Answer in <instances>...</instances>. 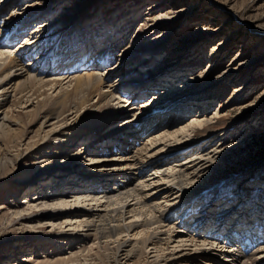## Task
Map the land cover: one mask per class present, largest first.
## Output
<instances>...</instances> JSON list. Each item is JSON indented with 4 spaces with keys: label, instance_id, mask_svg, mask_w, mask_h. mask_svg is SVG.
<instances>
[{
    "label": "rangeland",
    "instance_id": "1",
    "mask_svg": "<svg viewBox=\"0 0 264 264\" xmlns=\"http://www.w3.org/2000/svg\"><path fill=\"white\" fill-rule=\"evenodd\" d=\"M1 8L2 18L6 20L9 18V23L15 21L21 24L23 22L17 21L19 17L24 15L31 17L26 23V30L24 26L23 28L17 26L16 33L12 35L15 41L10 47L18 44L24 45L25 39L27 42H33L31 39L39 38L40 33L46 27V31L68 28L63 35L65 37L69 35L67 38L75 39L70 49L75 48L78 53L75 58L68 56L69 61L65 64L62 62L61 67H58L53 74L50 73L54 77H66L69 72L71 73L72 67L80 62L84 63L86 59L94 62L91 68H96L95 73L106 75L108 64L113 65L119 59L117 57L111 60L108 58L104 59L105 62L102 65L99 64V50L104 51L105 45L101 41L105 37L119 38L117 42L120 46L136 50L134 51L136 55L127 64L128 70L123 69L126 72L124 75L109 76L108 81L118 88L112 101L116 107L127 108L128 103L124 99L127 100L134 96V93L130 94L131 90L128 86L121 84L123 82L121 80L125 78L133 83L140 82L136 79L139 69L131 70L143 61V57H153L156 52L159 55L154 60L165 56L168 64V68L165 70L162 68L156 76L167 74V78L172 82L170 87H173V83L175 86L182 83L181 92L183 91L184 95L187 91L193 95L205 90L211 93L209 100L197 103L199 109L183 105V108L176 110L178 115L170 116V119L165 118V122L170 120L168 121L170 126L167 127L169 131L191 122L194 118L209 120L208 123L211 125L209 136L206 138L193 137L192 143H198L194 146L195 148L210 146L218 151L212 164H207L208 167L204 169V179L198 182L201 176L195 180L197 182L194 185L204 190L203 194L187 195L185 207L182 206V209L170 215L172 222L187 217L184 220L193 224V218L190 217L192 214L193 216L198 215L197 209H192L193 205L207 202V197L203 196L205 192L213 199L224 198L226 191H232L237 184L242 186L245 183L247 188L251 187L242 197L243 201L245 197L248 200L251 195L254 196V191L258 192L257 197L264 199L262 197L264 196V183H259L262 191L260 187H256L259 180H264V0H4L0 3ZM1 22L0 19V25ZM93 22H97L96 30L99 33L103 32L104 35L102 34L103 37L98 46L93 47L90 52L92 55H87L84 54L85 49L78 46H82L81 38L93 36ZM11 27L6 31L11 30ZM3 33L1 30L0 35ZM130 40L132 45L128 44ZM159 44H162L161 48H155ZM155 50L156 52L152 53ZM81 56L84 58L81 59ZM122 61L123 59L120 63H123ZM160 84L165 85L163 82ZM159 89H162V85L156 84V86L153 85L151 88L139 91L138 98L133 100L135 108L127 109L125 114L114 121L118 128L121 126L129 128L141 123L146 115L152 112L153 107L149 109L150 111L147 110L149 113L145 112L147 105L151 104L150 96ZM57 91L58 89L53 94ZM93 100H95L94 97L91 101ZM34 106L20 107L17 103L10 101L8 105L0 109V117L6 111L9 119L16 120L22 125L17 133H11L7 139L0 135V264H157L160 257H149L148 259L138 256L126 257L125 250L130 246L118 252L116 257L119 261H115L116 242L113 240L124 239V234L114 235L111 238L112 244L101 248L102 244L101 247H97V244L93 243V237L85 241L77 239L73 241V238L63 237L62 232L77 230L70 218L63 216L59 217L60 219H54L49 218L47 213H40V208H48L49 212V209L51 211L55 207H61L55 200L44 202L35 199L39 198V193L42 191L47 194L50 193L49 191L57 192L58 184L56 188L46 185L59 180V174L65 173L66 169L56 168L54 172L47 171V169L69 161L70 156L61 155L50 158L44 156V158L40 155L33 159L35 149L30 153L22 151L26 143H38L39 141V136L35 135V131L40 124V118L33 119L31 116L34 113ZM138 118L142 120L132 123ZM67 120V122L71 121ZM53 121L54 117L50 118L43 126V131H50ZM56 124L54 123L53 126ZM162 128L163 124H160L153 129L152 134L160 133ZM23 136L24 139L21 140ZM150 137L151 133L145 132L140 134V140L133 142L129 138L128 141L136 142L135 144L139 147L141 143H147ZM16 141H20V146H12ZM86 141L81 137L76 139L70 147H64L66 155L69 153L71 155L80 149L84 152L73 163H70L71 160L67 163L68 166L79 167L78 170L70 171V175L77 172L75 175L79 178L91 172L93 168L99 170L102 165L114 163L115 161L110 160V157L119 152L121 148L117 145L119 151H116L117 149L111 142L106 148L103 145L104 142L99 141L100 146L97 147L96 142L89 145L91 139ZM208 141L211 142L210 145ZM85 146L88 148L85 149ZM185 151L182 150V152ZM17 153H21L19 157L16 156ZM81 170L84 171L81 172ZM80 172L84 175L81 176ZM151 172L152 169L148 171V173ZM256 181L257 183H254ZM99 183L94 184L106 187L105 183L102 185ZM76 188L77 186L67 189V193H61V195L64 194L63 196L71 198V191ZM234 192L239 193L238 190ZM51 197L55 198L57 195L49 196ZM225 201L218 202V205ZM39 202L42 203L39 204ZM82 203L84 204L83 201ZM220 210L222 209H218ZM218 211L212 213L211 220L208 221L211 224L208 231L205 226L203 227L204 233L215 229L213 227ZM181 215L182 218H180ZM252 219H255L254 216ZM248 227L259 229L261 234L264 229L257 223L248 225ZM191 229L188 226L185 229L182 228L188 234L192 232ZM132 233L127 238H136ZM215 235L218 238L222 237L219 233ZM236 236L235 234L234 237ZM239 236H241V242L246 244L245 234L240 232ZM172 245L173 243L170 244L168 250H171ZM90 247L92 249H88ZM73 251L78 252L77 259L74 257V260H68L67 257ZM194 263H199V261H194Z\"/></svg>",
    "mask_w": 264,
    "mask_h": 264
},
{
    "label": "bare ground",
    "instance_id": "2",
    "mask_svg": "<svg viewBox=\"0 0 264 264\" xmlns=\"http://www.w3.org/2000/svg\"><path fill=\"white\" fill-rule=\"evenodd\" d=\"M3 1L0 0V3ZM2 15L1 8L0 33L1 30L4 33L0 35V109H3L10 101L17 103L20 107L35 105L34 113L31 116L33 119L40 118V124L35 131V135L39 136L38 143H26L22 151L30 153L35 149L33 159L40 155V157L45 156L46 158L61 155L70 156L68 159L71 160L70 163H73L84 152L80 149L71 155L70 153L66 155L64 147H70L76 139L81 137L85 139V142L87 139H91L89 145L96 142L97 147L100 146L98 145L99 141L104 142L103 145L106 148L108 144L113 143L116 151H119V146H121L120 151L110 157V160L115 161L114 163L102 165L99 170L93 168L91 172L85 173V171V175L81 173L84 170H81L80 175H84L82 178L75 175L77 172L70 175V171L78 170L79 167L68 166L69 161L47 169L52 172L56 168L66 170L65 173L59 174V180L46 185L56 188L58 184L57 192L49 191L50 193L47 194L42 191L39 193V198L36 197L35 200L44 202L55 200L57 204L61 205L51 211L49 209V212L48 208H40L41 214L47 213L49 218L54 219L65 216L73 220L72 225L74 228L77 227V230L64 231L62 232L63 237L73 238V241L76 239L85 241L93 237V243L95 242L97 247L102 246L101 248L108 247L115 241V257L118 252L130 246L125 250L126 257L138 256L143 259L160 257L157 264H264V229L261 234L259 229L248 227L254 223L264 227V203H262L264 199L257 197L256 193L258 192L254 191V196L251 195L248 200L245 197V201H243L242 197L251 187L247 188L245 183L242 186L237 184L232 191H226L225 199H213L205 192L203 196L207 197V202L193 205L192 209H197L198 213V215L193 216L192 214L190 217L193 218V224L184 220L187 217L176 222L171 221L173 219L170 215H174L178 209H182V206L185 207L187 195L193 193L200 195L204 191L198 185H194L197 182L195 180L201 176L202 178L198 182L204 179L203 171L209 164H212L218 151L210 146L195 148L194 146L198 143H192L193 137L206 138L209 136L208 133L211 130L209 120L194 118L191 122L169 131L167 127L170 126L168 124L170 120L165 122V118L169 117L168 119H170V116L178 115L176 110L183 108V105L199 109L197 106L199 103L211 98L210 92L205 90L193 95L187 91V94L184 95L183 91L181 92L182 83L176 86L173 83V87H170L172 82L167 78V74L166 76L164 74L156 76L162 68H164L163 70L168 68L167 57L154 60L159 55L156 52L159 49H156L152 51V53L156 52L155 56L143 57V61H140L136 68L129 69L131 71L139 69L136 79H139L140 82L133 83L125 78L121 80L123 82L120 83L128 86L131 90L130 94L132 92L134 96H131L133 98H130L131 100L124 99L128 103L127 108L116 107L112 101L118 88L114 86V83L108 81L109 76L124 75L126 72L123 69L134 58L136 50L120 46L119 38H109V36L101 41L104 34L96 30L97 22H93V36L81 38L82 46L78 47L85 49L84 54L92 55L90 52L93 47L98 46L101 41L105 47L104 51L99 50V64L102 65L108 58L111 60L117 57L119 61L113 65L108 64L106 75H104L105 73H95L96 68H91L94 62L86 59L83 61L84 63L80 62L81 64L72 67L71 73L69 72L66 77H54L50 73L53 74L58 67H61L62 62L65 64L66 61H69L68 56L75 58L78 53L75 48L70 49L75 39L67 38L69 35L67 37L63 35L68 28L46 31V27L40 33L39 38L31 39L33 42H27L25 39L24 45L18 44L17 47H10L15 41V37L12 35L16 33L17 26L19 28L24 26L25 29L26 23L31 17L27 15H24L25 18L24 16L19 17L17 21L23 22L19 24L15 21L9 23V18L6 20L2 18ZM9 27L11 30L6 31ZM129 43L132 45L131 40ZM162 44L155 48H161ZM102 56L104 57L102 58ZM55 58L57 60H54ZM82 58L84 57L81 56ZM122 59L123 63H120ZM88 66L90 67L88 68ZM126 69L128 70V68ZM156 78L158 79L156 80ZM155 81L157 83H154ZM162 82L166 86L160 84ZM156 84L162 85V89L155 90L157 93L153 92L150 96L151 104H148L149 106L147 105L145 110L146 112L153 107L152 112L147 111L149 114L143 120L142 118L133 120L132 123L142 120L136 126L118 128L114 121L125 114L127 109L135 108L133 100L138 98L139 91L151 88L153 85L156 86ZM56 89L58 91L53 94ZM92 97L95 100L91 101ZM195 100L198 102H193ZM172 105L174 106L172 107ZM52 117H54V121L51 123L52 128L50 131H43V126ZM67 119L71 121L67 122ZM179 119L181 118L179 117ZM54 123L57 124L53 126ZM160 124H163L162 131L152 134L154 133L153 129H156ZM20 127L22 128V125L19 122L8 118L6 111L0 117V135H3L4 139H7L13 132L17 133ZM145 132L151 133L147 143H141L142 145L138 147L136 142L128 141L129 138L133 142L140 140V134ZM23 139L24 136L21 140ZM208 142L210 145L211 142ZM6 143L5 140L4 144L6 145ZM19 143L20 141H16L10 145L16 147L20 146ZM87 148L88 146H85V149ZM182 150L186 151L182 152ZM20 154L17 153L16 156L19 157ZM41 165L43 164L41 163ZM151 169L152 172L148 173ZM146 173L148 174L146 175ZM96 182H100V185L105 183L106 187L97 186L94 184ZM259 183H264V180H259L256 187H260ZM54 184L55 186H53ZM75 186L77 188L71 191V198L63 196L67 193V189L75 188ZM261 188L260 191H262ZM235 190H238L239 193L236 194ZM61 193L64 194L61 195ZM53 195H57V197L49 198ZM262 197L264 198L263 195ZM182 198L183 200H181ZM223 200L226 201L218 205V202ZM246 203L247 205H245ZM213 204L217 205L212 206ZM217 206L220 207L217 208ZM218 209L222 210L218 211ZM216 210L218 215L217 217L215 215L213 227L215 229L204 233L203 227L205 226L208 231L211 226L208 221L211 220L212 213ZM253 216L255 219H252ZM187 226L192 228L190 234L182 230ZM240 232L245 234L246 244L241 242ZM130 233L136 236V238H131L133 241L127 238ZM217 233L222 237L218 238L215 235ZM121 234L125 235L124 239L111 240L114 235ZM235 234L236 237H234ZM131 241L132 244L129 245ZM172 243L171 250H168ZM88 249H92V247ZM71 253L67 257L68 260H74L78 252ZM115 261L118 262L119 258L116 257ZM194 261H199V263H194Z\"/></svg>",
    "mask_w": 264,
    "mask_h": 264
}]
</instances>
